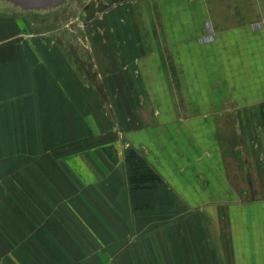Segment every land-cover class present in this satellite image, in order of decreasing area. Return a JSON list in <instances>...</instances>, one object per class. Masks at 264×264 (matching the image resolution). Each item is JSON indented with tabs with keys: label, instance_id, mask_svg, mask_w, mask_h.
I'll use <instances>...</instances> for the list:
<instances>
[{
	"label": "crops",
	"instance_id": "obj_1",
	"mask_svg": "<svg viewBox=\"0 0 264 264\" xmlns=\"http://www.w3.org/2000/svg\"><path fill=\"white\" fill-rule=\"evenodd\" d=\"M109 20L148 172L87 152L29 184L0 264H264V0H128Z\"/></svg>",
	"mask_w": 264,
	"mask_h": 264
},
{
	"label": "rangeland",
	"instance_id": "obj_2",
	"mask_svg": "<svg viewBox=\"0 0 264 264\" xmlns=\"http://www.w3.org/2000/svg\"><path fill=\"white\" fill-rule=\"evenodd\" d=\"M127 1L29 6L0 0V213L5 219L13 208L24 215L27 206L20 200L27 199L29 184L64 181L61 168L87 163L81 157L87 152L121 160L135 177L148 172L141 167L143 154L126 138L117 107L124 98L121 74H139L123 60L129 58L123 39L109 31L114 25L109 12Z\"/></svg>",
	"mask_w": 264,
	"mask_h": 264
},
{
	"label": "water",
	"instance_id": "obj_3",
	"mask_svg": "<svg viewBox=\"0 0 264 264\" xmlns=\"http://www.w3.org/2000/svg\"><path fill=\"white\" fill-rule=\"evenodd\" d=\"M24 5H38L39 0H20ZM56 0H46V2H54Z\"/></svg>",
	"mask_w": 264,
	"mask_h": 264
},
{
	"label": "flooded vegetation",
	"instance_id": "obj_4",
	"mask_svg": "<svg viewBox=\"0 0 264 264\" xmlns=\"http://www.w3.org/2000/svg\"><path fill=\"white\" fill-rule=\"evenodd\" d=\"M59 0H56V1H54V2H46V0H39V4L38 5H51V4H53V3H56V2H58Z\"/></svg>",
	"mask_w": 264,
	"mask_h": 264
}]
</instances>
